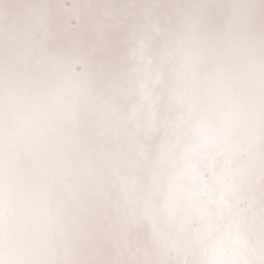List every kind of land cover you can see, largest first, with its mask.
<instances>
[{
	"label": "snow or ice",
	"instance_id": "snow-or-ice-1",
	"mask_svg": "<svg viewBox=\"0 0 264 264\" xmlns=\"http://www.w3.org/2000/svg\"><path fill=\"white\" fill-rule=\"evenodd\" d=\"M0 264H264V0H0Z\"/></svg>",
	"mask_w": 264,
	"mask_h": 264
}]
</instances>
